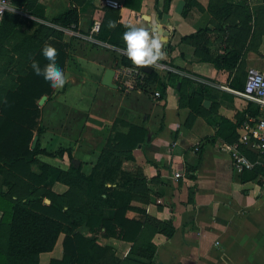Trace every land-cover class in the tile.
I'll list each match as a JSON object with an SVG mask.
<instances>
[{
    "label": "crops",
    "instance_id": "obj_1",
    "mask_svg": "<svg viewBox=\"0 0 264 264\" xmlns=\"http://www.w3.org/2000/svg\"><path fill=\"white\" fill-rule=\"evenodd\" d=\"M115 1L121 4L111 8L118 15L116 27L105 40L89 37L92 20H102L108 7L103 0H16L1 21L0 101L17 82L5 77L27 72L37 43L66 45L68 82L37 101L42 131L34 136L40 150L69 148L72 160L67 153L37 154L31 172L41 174V165L47 167L37 180L4 166L0 194L24 203L41 200L44 206L54 194L55 207L59 201L65 212L68 203L79 199L74 186L58 175L71 164L89 174L116 134L144 128V139L120 163L134 181L117 179L132 197L112 219L116 233L136 237H106L100 225L70 226V235L94 241L85 263L264 264V155L251 144H240V152L253 163L241 173L226 149L237 141L247 115L264 117V105L243 93L247 69L264 70V0H140L139 9ZM69 9L77 11V21L64 25L57 19ZM154 23L168 33L167 58L159 62L162 67L151 68L155 80L148 76L151 72L135 67L138 79L130 87L124 71L134 66L122 63L127 57L121 51L126 49L123 35L130 25ZM113 34L116 44L108 41ZM107 68L114 70L116 87L101 83ZM192 97L200 101H190ZM5 153L12 150L7 147ZM176 171L183 174L177 180ZM22 188L38 196H25ZM50 211L38 210L54 216ZM2 215L0 210V220ZM165 222L173 228L169 236L159 227ZM65 234L60 231L36 264L62 259ZM147 244L151 256L143 254Z\"/></svg>",
    "mask_w": 264,
    "mask_h": 264
},
{
    "label": "trees",
    "instance_id": "obj_2",
    "mask_svg": "<svg viewBox=\"0 0 264 264\" xmlns=\"http://www.w3.org/2000/svg\"><path fill=\"white\" fill-rule=\"evenodd\" d=\"M139 4L140 0H137L136 5L130 4L128 0L124 2L126 7L132 9H139ZM117 19L116 12L109 7H104V15L97 36L105 40L115 30ZM57 20L64 25L76 22L77 11L69 9ZM110 24L113 26L110 27ZM115 36L111 35L108 41L116 44ZM45 45H51L57 50L56 63L64 70L67 57L66 45L37 43L31 51L33 56L27 64V72L24 75H17L14 89L6 91L0 101V150H4V155L7 156L6 159H2L0 151V172L3 171L4 166H7L10 172L27 174L34 180L44 175L47 169L43 164L41 165L43 173L31 172L30 168L36 162L37 154L60 157L67 153L69 160H72L69 148H58L48 152L40 150L38 141L33 148H30L34 131L37 136L42 131L39 127L41 111L37 101L42 95L49 94L52 90L49 82L42 75H36L32 68L33 61L38 62L41 69L49 63L42 54ZM122 63L132 66V62L127 57L122 58ZM148 76L154 80L157 78L155 72H151ZM161 88H165L164 81L161 82ZM192 99L196 103L200 101V98H189L190 101ZM145 134L146 130L140 127H133L127 134H116V140L113 139L114 142H110L109 148L100 154L89 174L82 173L79 167H74L72 164L68 170L61 172L58 178L70 185V188L74 186L77 192L76 197L78 196L79 199L68 203V210L65 212L61 211L59 201L57 203L59 206L55 207L56 195L54 194L53 199L50 198L49 206L42 205L41 200L24 203L20 198L14 201L0 194V210L3 212L0 220V264H36L39 253L50 251L53 248L60 231L66 233L62 243L63 257L61 260L52 259L49 264H86L85 258L88 249L94 244L93 239L80 234L70 235L69 232L70 226H77L81 223H85L91 229L93 224L104 227L106 237H114L117 234L123 239L134 240L136 234L127 236L116 233L112 219H117L118 213L127 207L132 197L130 188L120 189L118 187L117 179L124 182L134 181L132 175L120 169V163L122 159L129 156V151L144 139ZM7 147L12 150L10 155L5 153ZM113 148L118 150H113ZM106 182H116V186L107 187ZM21 193L25 196H38L35 190L29 192L22 188ZM47 194L50 196V193L47 192ZM40 207L51 210L50 212L56 217L46 212H38ZM159 227L166 235L172 234L173 228L170 223H161ZM143 251L145 256H151L153 248L147 244Z\"/></svg>",
    "mask_w": 264,
    "mask_h": 264
},
{
    "label": "built area",
    "instance_id": "obj_3",
    "mask_svg": "<svg viewBox=\"0 0 264 264\" xmlns=\"http://www.w3.org/2000/svg\"><path fill=\"white\" fill-rule=\"evenodd\" d=\"M105 6L113 9H118L121 4L115 0H103ZM14 10V0H0V23L6 13ZM101 19L96 17L92 20L89 37L96 36L100 31ZM124 75L128 77L126 83L133 86L132 80L138 79L137 70L135 67L125 69ZM243 93L247 96L256 98L261 105H264V70L256 68H248L246 71ZM158 96L159 92H155ZM240 144H251L255 146L259 152L264 155V117L255 118L247 115L239 124V135L235 143L227 145L226 149L230 153L232 166L238 171L242 172L246 169H251L253 163L240 152ZM183 176L182 172L176 171L173 173V178L178 179Z\"/></svg>",
    "mask_w": 264,
    "mask_h": 264
},
{
    "label": "clouds",
    "instance_id": "obj_4",
    "mask_svg": "<svg viewBox=\"0 0 264 264\" xmlns=\"http://www.w3.org/2000/svg\"><path fill=\"white\" fill-rule=\"evenodd\" d=\"M113 26L110 24V27ZM126 49H121L128 59L136 66L143 68H159V63L167 58L166 46L168 35L158 24L151 27L129 26L123 35ZM43 56L49 63L41 69L39 63L33 61L32 68L36 75H42L53 89H63L68 82L65 72L58 67L56 60L57 50L51 45H45L42 50Z\"/></svg>",
    "mask_w": 264,
    "mask_h": 264
},
{
    "label": "water",
    "instance_id": "obj_5",
    "mask_svg": "<svg viewBox=\"0 0 264 264\" xmlns=\"http://www.w3.org/2000/svg\"><path fill=\"white\" fill-rule=\"evenodd\" d=\"M159 25V24H158ZM160 26V25H159ZM166 32V31H165ZM167 33V32H166ZM168 35V33H167ZM132 65L134 67H138L136 65H134L132 63ZM142 70L146 73H150L152 71V69L149 67V68H143L142 67ZM113 75H114V70L111 69V68H107L103 74V77H102V80H101V83L105 86H109V87H116L113 83H112V78H113ZM45 96H42L39 100V102L41 103L43 100H44ZM36 141H37V136H34L33 139H32V143H31V148H33L36 144Z\"/></svg>",
    "mask_w": 264,
    "mask_h": 264
},
{
    "label": "rangeland",
    "instance_id": "obj_6",
    "mask_svg": "<svg viewBox=\"0 0 264 264\" xmlns=\"http://www.w3.org/2000/svg\"><path fill=\"white\" fill-rule=\"evenodd\" d=\"M3 61H4V60H3ZM17 69H20V67H19V68H17ZM17 69L15 70V72H17ZM259 70H261V69H259ZM12 77H13V80H14V78H16V77H17V75H16V74H14L13 76H6L5 78H7L8 80H10ZM6 85H7V86H9L10 84H9V83H6Z\"/></svg>",
    "mask_w": 264,
    "mask_h": 264
}]
</instances>
